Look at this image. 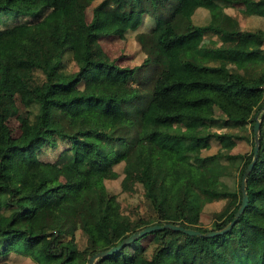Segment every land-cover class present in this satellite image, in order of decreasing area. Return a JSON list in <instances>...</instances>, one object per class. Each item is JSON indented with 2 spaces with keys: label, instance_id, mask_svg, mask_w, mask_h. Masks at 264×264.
I'll return each mask as SVG.
<instances>
[{
  "label": "trees",
  "instance_id": "obj_1",
  "mask_svg": "<svg viewBox=\"0 0 264 264\" xmlns=\"http://www.w3.org/2000/svg\"><path fill=\"white\" fill-rule=\"evenodd\" d=\"M8 13L14 21L0 26V264L15 255L88 264L150 225L206 232L233 219L264 105V0H0V16ZM112 21L124 28L112 30ZM113 37L131 40L141 63L119 66ZM213 37L218 43L204 42ZM25 41L33 50L21 56ZM20 111L15 137L9 122ZM259 118L247 206L230 230H156L94 264H264V112ZM224 140L250 149L230 154ZM17 168L36 172L30 191ZM69 221L84 247L66 237Z\"/></svg>",
  "mask_w": 264,
  "mask_h": 264
},
{
  "label": "rangeland",
  "instance_id": "obj_2",
  "mask_svg": "<svg viewBox=\"0 0 264 264\" xmlns=\"http://www.w3.org/2000/svg\"><path fill=\"white\" fill-rule=\"evenodd\" d=\"M13 21H14V17L9 13L4 16H0V26L9 25ZM240 24L242 25V23ZM111 27H112V30L118 31L124 28V24L119 23L117 21H112ZM41 35L44 39H48V34L45 30H42ZM211 39L205 38L204 42L210 41L211 44L218 43L215 37ZM245 42H246V39L241 38L239 42L237 43V45L239 47L245 46L246 44ZM103 44L106 45L105 42H103ZM109 44H111V47H110L111 58L117 59V63L119 64V66L132 68L141 63L142 59L135 54L134 43L131 40L128 39L124 41L123 38L113 37L112 43L109 42ZM247 45H251V44H247ZM32 46H33V43L31 41H25L23 47L19 48L17 52L19 55L24 56L26 50H33ZM9 125L11 128L12 136L20 137L22 135L23 133V113L22 111H20L19 114L9 122ZM246 130L249 131V126L246 127ZM234 133L243 135V133H238V132H234ZM222 145L229 149L230 154H244V153L246 154L248 153L250 149L249 143H247L244 140H239V141L238 140H235V141L224 140L222 142ZM212 149L213 151L215 150V148H212ZM15 171H16L15 178L21 183L22 188L25 192L30 191L36 185L37 178H36L35 171L25 172L20 168H17ZM72 234L74 235V238L77 242L78 247L79 248L84 247L85 239L80 231V228L78 226H72V224H70V221H69L68 234L66 237L68 238ZM146 243H147V240H144L143 244H146ZM150 250H151V246L149 245L147 252H150ZM8 264H35V263H33V261L29 258H23L21 256L15 255V256H11V259L8 260Z\"/></svg>",
  "mask_w": 264,
  "mask_h": 264
},
{
  "label": "water",
  "instance_id": "obj_3",
  "mask_svg": "<svg viewBox=\"0 0 264 264\" xmlns=\"http://www.w3.org/2000/svg\"><path fill=\"white\" fill-rule=\"evenodd\" d=\"M264 112V105L261 107V109L259 111L256 112L255 116H254V124H253V141H254V145H253V153H252V158L250 160V162L248 163L247 167L245 168L242 177H241V182H240V189H241V202L240 205L238 207V209L236 210L233 219L227 223V225H225L222 229L220 230H215V231H206V232H200L198 230H194V229H189V228H184L182 226L176 225V224H171V223H164L162 225H150L147 227L142 228L141 230L130 234L129 236H127L126 238H124L123 240H121L117 245L112 246L108 249H105L103 251H99L95 254H93L88 261V264H94V262L97 259L100 258H105L117 251H119L122 247L126 246L127 244L137 240L138 238L142 237L144 234L150 233L152 231H156V230H161V229H169L172 231H181L187 235H197V236H202V237H212L215 235H220L223 233H226L228 230L231 229V227L235 224V222L237 221L238 217L243 213L245 207L247 206V202H248V198H247V194L245 191V185H246V179L247 176L250 174L256 159H257V152H258V143H259V128H260V114Z\"/></svg>",
  "mask_w": 264,
  "mask_h": 264
},
{
  "label": "crops",
  "instance_id": "obj_4",
  "mask_svg": "<svg viewBox=\"0 0 264 264\" xmlns=\"http://www.w3.org/2000/svg\"><path fill=\"white\" fill-rule=\"evenodd\" d=\"M231 12V10H229Z\"/></svg>",
  "mask_w": 264,
  "mask_h": 264
}]
</instances>
